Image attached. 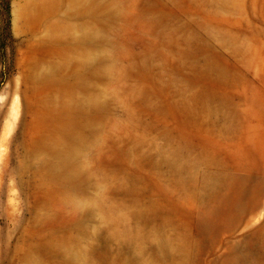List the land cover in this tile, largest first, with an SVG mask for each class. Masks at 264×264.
Wrapping results in <instances>:
<instances>
[{
    "label": "rangeland",
    "instance_id": "rangeland-1",
    "mask_svg": "<svg viewBox=\"0 0 264 264\" xmlns=\"http://www.w3.org/2000/svg\"><path fill=\"white\" fill-rule=\"evenodd\" d=\"M0 7V264H264V0Z\"/></svg>",
    "mask_w": 264,
    "mask_h": 264
},
{
    "label": "trees",
    "instance_id": "trees-1",
    "mask_svg": "<svg viewBox=\"0 0 264 264\" xmlns=\"http://www.w3.org/2000/svg\"><path fill=\"white\" fill-rule=\"evenodd\" d=\"M0 7L2 8L4 14H5V22L6 26H9L10 16H9V10H10V3L9 0H0Z\"/></svg>",
    "mask_w": 264,
    "mask_h": 264
}]
</instances>
